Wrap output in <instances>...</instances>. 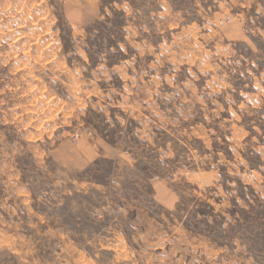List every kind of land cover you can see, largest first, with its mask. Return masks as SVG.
<instances>
[{"label": "rangeland", "instance_id": "obj_1", "mask_svg": "<svg viewBox=\"0 0 264 264\" xmlns=\"http://www.w3.org/2000/svg\"><path fill=\"white\" fill-rule=\"evenodd\" d=\"M0 264H264V0H0Z\"/></svg>", "mask_w": 264, "mask_h": 264}]
</instances>
